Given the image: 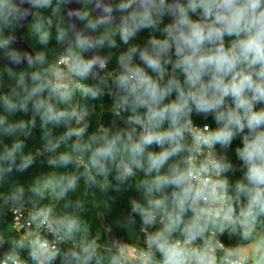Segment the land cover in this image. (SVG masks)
<instances>
[{"label": "clouds", "instance_id": "9594fccd", "mask_svg": "<svg viewBox=\"0 0 264 264\" xmlns=\"http://www.w3.org/2000/svg\"><path fill=\"white\" fill-rule=\"evenodd\" d=\"M0 264H264V0H0Z\"/></svg>", "mask_w": 264, "mask_h": 264}]
</instances>
